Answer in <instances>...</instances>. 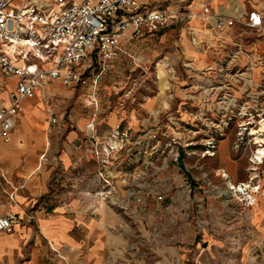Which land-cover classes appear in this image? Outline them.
Masks as SVG:
<instances>
[{"label": "crops", "instance_id": "0c3cea01", "mask_svg": "<svg viewBox=\"0 0 264 264\" xmlns=\"http://www.w3.org/2000/svg\"><path fill=\"white\" fill-rule=\"evenodd\" d=\"M173 2L175 0H170L164 11L175 10ZM199 3L193 2L196 13L200 12ZM213 10L227 17L251 12L264 16V0H215ZM189 26L201 40V49L193 46L188 36ZM174 28L179 29L184 40L178 47L180 51L164 54L156 62L154 71L162 86L157 88V96L138 106L119 104L111 109L96 101V90L101 80H105L106 72L100 76L97 86L91 85L88 89H66L60 81L49 82L33 99L24 102L23 113L17 119L9 142L0 137V215L12 213L22 220L12 234L0 233V264L183 263L180 250L175 251V247L154 245L145 235L142 238L146 239V250L138 249L134 243V224L141 218L146 223H154L160 215L164 219L169 216L168 209L161 204L152 202L148 208H143L134 203L133 188L142 184L137 179L143 168L127 164L125 158L118 155L113 156V160L118 158L116 165L108 169L115 178L113 196L101 202L96 196L101 184L95 179L98 164L94 157L95 143L110 138L118 126L137 135L152 128L160 129L183 117L182 111L190 105L183 95L193 91L176 89L177 82H171L172 79H178L182 71L200 76L203 69L214 67L216 56L222 53L216 40L198 21L193 20L188 25L175 23L157 32L147 30L141 36L127 32L120 44V56L127 47L131 52L143 48L156 52L158 36ZM143 36L148 39L130 44ZM257 39L256 48H264V27ZM210 45L213 48L207 51ZM9 56L12 57V53ZM120 56L111 65L117 64ZM88 71L86 77H89ZM98 74H93L92 78ZM160 74L162 79H159ZM164 81L168 88L162 95ZM15 83V80H0V86H4L0 101L8 104ZM51 100L58 104L50 105ZM61 101L66 105L65 111ZM52 119L55 123H51ZM91 121L95 125L93 133L86 130ZM29 214L34 215L35 221L27 220Z\"/></svg>", "mask_w": 264, "mask_h": 264}, {"label": "rangeland", "instance_id": "374dc122", "mask_svg": "<svg viewBox=\"0 0 264 264\" xmlns=\"http://www.w3.org/2000/svg\"><path fill=\"white\" fill-rule=\"evenodd\" d=\"M155 1L149 7L165 9L170 5V0ZM178 2L175 0L173 4ZM235 35L241 38L242 50L255 57L251 62L242 60L237 67V70L250 71L248 91L203 94L209 81L184 71L171 81L177 82L176 89L193 93L183 95L185 102L190 103L182 111L183 117L159 129L158 141L152 144L153 148L144 149L145 155L137 164L143 168L137 179L142 183L139 185L146 187L145 191L151 189L163 196V201L154 204H161L169 211L165 219L160 215L154 223H146L141 218L134 224V243L140 250H146L147 239L154 245L179 249L182 264H264V163L257 161L260 148L255 144L256 138L264 135L261 132L264 131L261 124L264 121V48H256V32L242 31ZM143 37L130 44L148 39ZM158 38L156 52L151 53L147 48L131 52L127 47L118 63L107 69L105 80H101L96 90L99 104L111 109L119 104L138 106L157 96L162 82L156 78L155 64L164 54L176 52L184 42L178 28ZM98 72L96 67L89 70V79ZM90 87L89 83L85 89ZM166 88L165 83L162 95ZM49 103L58 104L56 100ZM60 104L65 111V103ZM169 113L175 114V111ZM252 132L257 135L251 136ZM228 183L249 185L248 195L236 196L228 190Z\"/></svg>", "mask_w": 264, "mask_h": 264}, {"label": "built area", "instance_id": "2783aa9c", "mask_svg": "<svg viewBox=\"0 0 264 264\" xmlns=\"http://www.w3.org/2000/svg\"><path fill=\"white\" fill-rule=\"evenodd\" d=\"M195 1L200 2L199 13L194 11ZM214 2L179 0L175 10L166 12L139 0H0V80L16 81L8 104L0 101V137L9 142L17 119L23 113L24 102L33 99L47 83L60 81L67 88H85L89 83L97 86L100 76L120 56V44L130 31L133 36H141L147 30L157 32L175 23L188 25L193 20L198 21L222 50L216 56L214 67L199 73L209 81L202 93L214 96L222 92L248 91L250 71L247 68L237 70V67L242 60L251 62L255 57L242 50L241 38L235 34L252 31L259 35L264 27V16L251 12L245 16L227 17L213 10ZM188 36L195 48L203 47L190 26ZM212 48L210 45L206 50ZM94 66L100 71L90 80L86 73ZM193 89L199 91L198 87ZM3 91L4 86H0V94ZM86 130L95 131L93 121ZM158 131L159 128H152L131 135L118 126L110 138L95 143L94 157L98 164L95 179L101 184L96 196L101 202L113 196L115 178L108 171L118 160H113V156L118 155L125 158L127 164L137 165L145 155L144 149L153 148L152 144L158 141ZM144 189L139 184L133 188L135 204L146 208L152 202L163 201V196ZM27 220L35 221L34 215H27ZM21 221L12 213L0 215V233L12 234Z\"/></svg>", "mask_w": 264, "mask_h": 264}, {"label": "bare ground", "instance_id": "6f19581e", "mask_svg": "<svg viewBox=\"0 0 264 264\" xmlns=\"http://www.w3.org/2000/svg\"><path fill=\"white\" fill-rule=\"evenodd\" d=\"M261 124H262V126H264V121H261ZM262 129H264V127H262ZM261 132H264V131H261ZM255 135H257L256 132L251 133V136H255ZM258 137L259 138H256L255 144L260 149L257 150L256 155H257L258 163L261 164V163H264V135H259ZM251 180H253V178ZM249 184H251V183H249ZM249 188H250L249 185H242V184L241 185H233L232 183H228V190L233 191L236 196H241V197L247 196L248 194L246 192H247V189H249ZM242 201H244V200H242ZM253 205H250V206H253Z\"/></svg>", "mask_w": 264, "mask_h": 264}]
</instances>
